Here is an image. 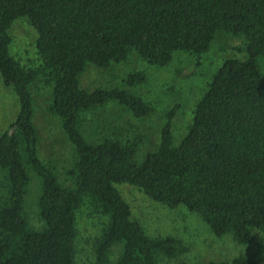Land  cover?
<instances>
[{
	"label": "trees",
	"instance_id": "1",
	"mask_svg": "<svg viewBox=\"0 0 264 264\" xmlns=\"http://www.w3.org/2000/svg\"><path fill=\"white\" fill-rule=\"evenodd\" d=\"M22 18L37 34L35 69L9 52L10 26ZM218 33L243 37L245 59H228L214 73L178 146L177 106L165 114L158 147L141 160L140 140L85 136L84 114L111 102L141 121L155 112L127 90L81 89L87 64L107 69L135 54L149 67L166 68L176 53H209ZM0 78L19 105L0 134V264H76V215L84 206L105 219L92 240L95 264H163L186 253L180 239L151 238L132 219L116 188L123 184L168 209L197 214L215 238L230 235L248 246L254 231L264 237V0H0ZM145 81L138 71L125 84ZM37 83L51 90L46 111L74 148L68 187L37 154ZM30 171L39 180L40 229L24 211ZM180 264L258 263L237 257Z\"/></svg>",
	"mask_w": 264,
	"mask_h": 264
},
{
	"label": "rangeland",
	"instance_id": "2",
	"mask_svg": "<svg viewBox=\"0 0 264 264\" xmlns=\"http://www.w3.org/2000/svg\"><path fill=\"white\" fill-rule=\"evenodd\" d=\"M9 35L10 55L26 69L37 68L40 65L35 49L37 34L27 20L22 18L14 21ZM244 45L243 37L238 39L218 33L209 53L201 57L176 53L166 68L149 67L135 54L130 55L126 62L111 65L107 69L87 64L85 72L79 77L81 89L89 93L96 89L127 90L140 96L155 112L149 119L141 121L127 108L111 102L103 108L84 114L82 130L85 136L95 142L104 137L121 141L140 140L137 157L141 160L146 153L156 150L165 114L177 106L172 135L174 146H178L192 123L195 105L206 91L212 76L226 60H244ZM138 71L146 74V81L140 86L128 87L125 84L126 77ZM31 91L34 98L33 124L37 133L38 157L53 169L60 183L68 187L70 181L65 171L74 163V148L63 133L59 120L46 111L51 90L37 83ZM18 111L15 94L3 86L0 78V134L9 129L16 120ZM29 177L24 211L30 225L40 229L43 223L37 216L36 207L39 180L32 171L29 172ZM116 188L130 206L132 219L141 223L149 237H175L188 248L183 255L173 260H164L163 264L231 261L237 257L251 258L258 264H264V237L258 232H253V241L248 246L235 243L230 235L215 238L201 218L184 207L168 209L153 202L139 189L125 184L117 185ZM104 221L103 217L91 216L87 206L77 212L76 264H95L92 240L99 236Z\"/></svg>",
	"mask_w": 264,
	"mask_h": 264
}]
</instances>
